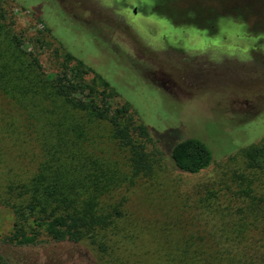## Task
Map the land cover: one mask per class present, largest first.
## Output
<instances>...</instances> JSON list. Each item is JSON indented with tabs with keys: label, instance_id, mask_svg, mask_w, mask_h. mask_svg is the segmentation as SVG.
<instances>
[{
	"label": "trees",
	"instance_id": "obj_1",
	"mask_svg": "<svg viewBox=\"0 0 264 264\" xmlns=\"http://www.w3.org/2000/svg\"><path fill=\"white\" fill-rule=\"evenodd\" d=\"M15 25L0 0V98L10 107L0 118V164L8 143L36 148L40 160L29 179L0 183V204L15 215L5 243L87 244L101 264H264V138L240 150L242 170L196 185L180 205L186 222L166 212L147 224L129 209L131 188L167 159L201 176L212 150L154 131L129 103L115 105L116 88L62 43L60 71L48 75ZM106 137L113 155L96 145ZM0 264H9L1 251Z\"/></svg>",
	"mask_w": 264,
	"mask_h": 264
},
{
	"label": "rangeland",
	"instance_id": "obj_2",
	"mask_svg": "<svg viewBox=\"0 0 264 264\" xmlns=\"http://www.w3.org/2000/svg\"><path fill=\"white\" fill-rule=\"evenodd\" d=\"M1 2L48 75L60 71L62 43L116 88L115 105L129 103L154 131H170L175 141L198 138L212 150L214 163L201 176L182 174L167 159L131 188L129 209L147 224L166 212L186 220L180 205L196 185L242 170L240 150L264 138V0ZM217 15H228L233 27L207 38L203 20ZM5 109L10 107L0 98V118ZM108 138L96 145L113 155L116 149ZM7 148L0 183L29 179L38 167V150L18 143ZM123 157L121 152V168ZM14 223L12 209L0 204V251L9 264H101L87 244L46 237L35 245L7 244L3 239ZM108 260L121 264V259Z\"/></svg>",
	"mask_w": 264,
	"mask_h": 264
},
{
	"label": "flooded vegetation",
	"instance_id": "obj_3",
	"mask_svg": "<svg viewBox=\"0 0 264 264\" xmlns=\"http://www.w3.org/2000/svg\"><path fill=\"white\" fill-rule=\"evenodd\" d=\"M161 1H163V0H158L159 3H161ZM136 11L137 10L134 9L135 13H136ZM173 15L184 18L183 16H181L179 14V12L178 13L174 12ZM176 16H174V17H176ZM226 17H229V16L228 15H217V16H214L212 18L203 20V22L207 23V26L209 28V31H206V34L208 35L207 38H210L214 34L216 35L217 33L223 34V33L227 32L228 30H224L222 32V29H227V28L230 29L233 27V25L231 24L232 21ZM193 20H195V19H193ZM198 33H201V32H198ZM202 33H205V31H203Z\"/></svg>",
	"mask_w": 264,
	"mask_h": 264
}]
</instances>
